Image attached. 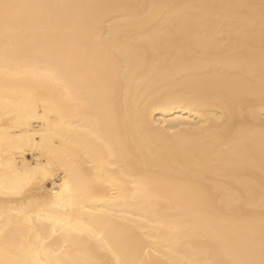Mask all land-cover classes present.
<instances>
[{
  "label": "bare ground",
  "instance_id": "6f19581e",
  "mask_svg": "<svg viewBox=\"0 0 264 264\" xmlns=\"http://www.w3.org/2000/svg\"><path fill=\"white\" fill-rule=\"evenodd\" d=\"M13 2L52 7L0 27V261L258 260L262 0Z\"/></svg>",
  "mask_w": 264,
  "mask_h": 264
},
{
  "label": "snow or ice",
  "instance_id": "6c2138e0",
  "mask_svg": "<svg viewBox=\"0 0 264 264\" xmlns=\"http://www.w3.org/2000/svg\"><path fill=\"white\" fill-rule=\"evenodd\" d=\"M262 4H264V0H262ZM48 7L52 6L42 4H24L13 2V0H0V27H2L5 37H7L14 28H17L26 19L30 18L32 12ZM262 25H264V11H262ZM261 67L262 80H264V42H262L261 47ZM22 74L23 70L9 73V75L13 77H20ZM44 76L47 78L55 79V73L51 71L45 72ZM261 101L262 103H264V93H262L261 95ZM262 134H264V128H262ZM53 136L54 138H56L55 132H53ZM4 143L5 141L3 139H0V145H3ZM29 182L30 178H20L16 181L15 184L11 186L0 185V195H19L23 192L26 184ZM69 191H71L70 188ZM261 216L262 229L260 258L257 260L253 255L252 258L236 261L234 262V264H264V203H262L261 207ZM0 264H4V262L0 261Z\"/></svg>",
  "mask_w": 264,
  "mask_h": 264
}]
</instances>
